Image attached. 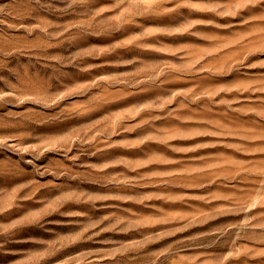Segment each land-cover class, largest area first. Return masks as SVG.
I'll list each match as a JSON object with an SVG mask.
<instances>
[{
  "label": "rangeland",
  "instance_id": "obj_1",
  "mask_svg": "<svg viewBox=\"0 0 264 264\" xmlns=\"http://www.w3.org/2000/svg\"><path fill=\"white\" fill-rule=\"evenodd\" d=\"M0 264H264V0H0Z\"/></svg>",
  "mask_w": 264,
  "mask_h": 264
}]
</instances>
